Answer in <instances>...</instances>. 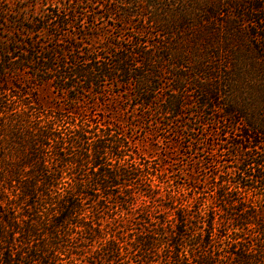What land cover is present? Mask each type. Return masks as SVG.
I'll return each mask as SVG.
<instances>
[{
	"label": "trees",
	"instance_id": "trees-1",
	"mask_svg": "<svg viewBox=\"0 0 264 264\" xmlns=\"http://www.w3.org/2000/svg\"><path fill=\"white\" fill-rule=\"evenodd\" d=\"M128 1L125 24L141 15L165 30L177 10L264 13V0ZM10 17L0 13V264H264V28L241 81L206 46L192 74L177 53L167 72L154 45L103 43L73 13ZM189 88L221 154L184 186L170 160L197 150L193 135L176 155L154 132L144 149L122 114L184 118Z\"/></svg>",
	"mask_w": 264,
	"mask_h": 264
},
{
	"label": "rangeland",
	"instance_id": "rangeland-1",
	"mask_svg": "<svg viewBox=\"0 0 264 264\" xmlns=\"http://www.w3.org/2000/svg\"><path fill=\"white\" fill-rule=\"evenodd\" d=\"M252 1V0H249ZM128 0H0V13H11L10 19L13 18H32L35 15L43 13H73L76 19V27L78 32H95L101 37V41L106 44H116L122 46L129 51L135 50L137 42H147L156 47L157 55L166 57V62H163L164 69L171 71L172 66L176 64L173 60L174 54H180L188 59L191 63L186 64L185 68L181 69L183 73L192 74L193 67L201 63V51L206 46V53L211 50L219 53V58L222 61L220 72L223 76L225 71L224 65L229 68V73L234 80H243V70L248 69L249 60L254 55L255 42L252 40V34L262 32L264 22V13H171L169 21V29H161L157 25L143 24V19L140 16H133L130 22L125 24V13H127ZM114 8L113 12L110 11ZM60 9V11H58ZM227 10V9H226ZM142 14V13H140ZM127 19V18H126ZM176 23V24H175ZM145 27V32L141 33L136 27ZM75 32V30H74ZM212 46H208V44ZM264 43V42H263ZM188 69V71H187ZM250 75V73H247ZM245 77V76H244ZM173 77L168 73L165 75L166 85L173 84ZM245 84V81H244ZM228 93L230 91L227 89ZM186 93L191 101V106H186L183 109L184 118L173 119L155 113L156 107L143 109L138 107L135 109V114H132V108H129L130 113L125 117L132 126L125 124L129 137L135 143L141 144L144 149L148 148V142L151 138L150 133L154 132L158 137L160 149L166 147L180 149L183 145H188L190 136L193 135L192 141L196 149L183 147L184 154L173 156L174 160H170L173 165L175 175H178L179 181L188 183V175L196 170V175L199 179L206 178L210 171L209 159L211 152L221 154L217 149L207 148L206 141L210 135L217 132L219 127L210 117L196 115V110L199 105L196 103V97L199 92L189 88ZM125 95L124 89L117 87L107 88V95L110 99L118 98L117 95ZM108 97V98H109ZM124 106L125 102H120ZM158 109V108H157ZM195 111L194 115H190ZM136 115V116H135ZM186 119L188 120H185ZM191 126L195 130L187 131L181 125ZM181 131L182 137L175 135L176 131ZM183 143V144H181ZM188 143V144H187ZM175 153V152H174ZM177 152L175 153V155ZM184 169V173L180 172ZM198 171V172H197ZM180 172V173H179Z\"/></svg>",
	"mask_w": 264,
	"mask_h": 264
}]
</instances>
